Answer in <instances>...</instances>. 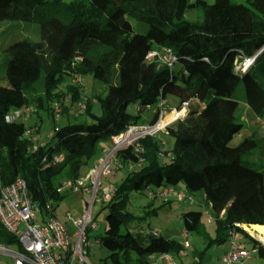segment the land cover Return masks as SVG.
I'll use <instances>...</instances> for the list:
<instances>
[{"label": "trees", "instance_id": "1", "mask_svg": "<svg viewBox=\"0 0 264 264\" xmlns=\"http://www.w3.org/2000/svg\"><path fill=\"white\" fill-rule=\"evenodd\" d=\"M193 9L200 10V16L185 18ZM130 18L146 25V31H135ZM3 21L36 23L39 38L15 40L0 55V79L6 81L0 84L1 185L23 178L39 217H57L55 209L64 197L58 188L92 166L88 161L99 142L137 123L143 107L167 95L178 98L175 108L197 99L202 103L199 109L189 110L164 130L174 142L163 156L158 155L162 143L155 135L140 140L141 151L127 147L117 152L116 171L127 169L105 199L107 228L99 238L107 250L104 264H150L154 254L178 255L189 246L156 231L135 236L129 230L138 219L128 209L130 192L179 182L190 194L203 192L215 224L211 236L201 211L181 215L186 235L195 233L204 243L203 248H193L191 264H204L211 246L228 242L230 249L237 232L252 243L250 250L264 257V245L243 229L244 224L264 227V171L242 160L251 140L229 145L242 128L236 120L238 85L256 114L264 110V0H0ZM164 49L176 57L171 68L158 56H148ZM253 56L246 69L236 68ZM85 74L93 82L84 113L90 111L91 100L101 107L91 123L77 122L70 114L83 92L71 79ZM56 103L60 112L55 120ZM131 103L138 105V114L129 113ZM23 105L53 119L48 140L37 142L21 119L6 120ZM153 114L149 123L158 118ZM62 118L66 121L57 125ZM162 157L167 159L160 161ZM65 169L68 177L56 180ZM236 240L247 249L243 238ZM17 243L0 222V245Z\"/></svg>", "mask_w": 264, "mask_h": 264}, {"label": "rangeland", "instance_id": "2", "mask_svg": "<svg viewBox=\"0 0 264 264\" xmlns=\"http://www.w3.org/2000/svg\"><path fill=\"white\" fill-rule=\"evenodd\" d=\"M208 1L211 2V0ZM184 16L189 20H195L200 16V10H190L186 12ZM130 22L135 31L145 32L147 29L146 25L132 18H130ZM22 38L37 40L39 38L38 24L24 21L1 22L0 55L6 45ZM242 64L243 61L239 62L237 66H242ZM174 67L177 69L178 63H175ZM3 71L4 69L0 67V73H3ZM80 79L81 81L79 84L82 86V97L84 98L90 95L93 79L90 74L82 75ZM0 84L6 85V81L0 79ZM99 87L101 88V86ZM62 89L65 90L64 85L62 86ZM243 93V87L238 85L234 92V95L239 99L238 109L236 111V120L242 124V128L238 134L231 138L229 145L236 146L244 139L251 140L252 143L248 146L245 153H243L242 160L246 165L256 170L264 171V110H262L261 113L256 114L245 103ZM165 99L164 116L166 117V112L169 109L172 112L174 111L173 109L178 104V98L173 95H167ZM91 101L92 104L90 111L85 113H79V111L76 109V103L72 106L70 109V114L73 115L75 121L91 123L94 120V115L97 116L101 114L100 104L95 100ZM66 103L69 104V101L66 100ZM201 105V102L193 99L188 102L187 109H199ZM137 106L138 105L136 103H131L128 106L129 113L132 115L138 114ZM159 107L160 102L158 104H153L150 107H143V110L139 113V117L136 119V121L138 123L150 122L154 116L153 109ZM172 107L173 109H171ZM21 120L24 121L27 130L31 129L32 135L35 137L37 142H44L48 140V134L52 131L54 125V121L49 115L43 112L40 114L30 112ZM65 121L66 119L62 118L56 121V124H63ZM36 127L39 129L38 132L36 131ZM155 136L160 140V143H164V148L166 151H168L173 146L174 139L172 136L168 135L167 132L161 131L155 134ZM110 146V141L99 142L97 144L96 153L89 159L88 165L93 164L97 159H99V157L102 155L103 147L109 150ZM165 159H167V157H162L160 161H165ZM128 168L135 169L137 166L129 165ZM87 169V167H84L82 172L84 173ZM126 169L127 168H121L108 176H102L100 179L98 195L95 198V202H93L91 206L94 226L88 227L85 241L87 256L92 264H104V258L107 255V250L99 243V238L104 234L105 229L107 228L106 214L108 212V209L105 206L106 200H101V196L103 194H108L119 184L121 178L125 176ZM68 173V169H65L62 173L55 176V179H66L68 177ZM167 188L172 190V193L166 198L160 195L150 196L148 194L149 190L154 192H159L162 190L157 189L155 186H150L143 191L130 192L128 199V209L137 215L138 219L129 226V230L135 236H146L156 231L169 238H175L182 242L185 239L188 241L189 246L187 248L182 250L178 255H171L173 256L172 261H166L162 255L154 254L150 257V264H191L193 260V248H203L204 243L200 236L192 232L187 233L186 237H184L185 231L183 230L181 215L188 210L201 211V221L209 234L212 236L214 235L215 224L212 219H209V215L211 214L210 204L204 199V195L201 190L190 194L187 192L182 182ZM62 191H64V197L58 203L55 212L59 216L58 218L65 222L72 239H74L75 226L73 225L72 221L66 217V213H70L73 219H78L85 210L87 203L90 201V194L85 191L72 192L68 191L66 188H63ZM179 192H183L187 196H190L192 199L191 203L186 199L183 203H178L177 194ZM154 210H156L155 213ZM243 229H245L256 240L264 243L263 234L256 231L258 232V236H255L252 235L246 228L243 227ZM122 230L124 229L122 228ZM237 235L240 238H243L247 245L249 257L246 259V264H264V257H259L257 251L250 250V248H252V243H250L248 238L245 237L242 232H237ZM228 244V242H225L222 245L211 246L208 249V257L204 264H227L222 261V256L224 255V250ZM3 246L8 250H16V247L13 245L9 246L7 244H3ZM12 262V257L7 254L0 253V264H12ZM230 264L238 263L232 262Z\"/></svg>", "mask_w": 264, "mask_h": 264}, {"label": "built area", "instance_id": "3", "mask_svg": "<svg viewBox=\"0 0 264 264\" xmlns=\"http://www.w3.org/2000/svg\"><path fill=\"white\" fill-rule=\"evenodd\" d=\"M154 55L158 56L170 68L176 61L175 55L169 49L148 53V56ZM253 59L254 56L246 58L242 66H237L236 68L246 69ZM80 81V76L71 79V82L75 84L80 83ZM187 104L188 102H184L179 108H174L173 113L169 117H165V101L161 100L160 107L153 109V112L158 113L156 121L152 123L137 122L128 124L123 132L111 136L109 140L110 149H103L102 155L95 166L86 175L76 180L66 179L62 183L58 191L66 188L68 191H85L90 194V201L78 219H73L70 213H66V217L75 226L74 239H72L65 222L60 218L52 217L43 220L39 217L38 209L26 194V183L23 178L18 177L7 185L0 184V222L9 233L17 238L18 242L17 246H15L16 250H8L3 245H0V253L12 257V264H92L85 248L86 230L89 226H94L91 206L98 195L101 177L114 173L120 167L116 157L120 149L131 147L136 152L141 151L140 140L146 136H153L164 131L169 125L185 117L189 111ZM86 106V97H82L76 103V109L79 113H83ZM30 112V107L23 105L7 114L6 120L22 119ZM59 112L60 107L56 103L54 104L55 120L59 118ZM50 136L51 133L48 134V137ZM164 151V143L162 142V148L158 155L163 156ZM56 159H60V157H56ZM171 193L172 190L167 187L162 188L159 192L148 191L150 196L160 195L164 198ZM111 195L112 191L108 194H103L101 200L108 199ZM185 199L189 200L190 203L192 201L191 197L183 192L177 194L178 203H183ZM209 219H211L210 215ZM261 234L264 236V233ZM184 237H186V233H184ZM237 237V234H232L230 249L222 256L224 263L246 264V259L249 257L248 251L242 243L237 242ZM183 245L185 247L188 246L186 239ZM162 256L166 261H172V257L169 254H162Z\"/></svg>", "mask_w": 264, "mask_h": 264}, {"label": "bare ground", "instance_id": "4", "mask_svg": "<svg viewBox=\"0 0 264 264\" xmlns=\"http://www.w3.org/2000/svg\"><path fill=\"white\" fill-rule=\"evenodd\" d=\"M244 228H246L252 235L258 236L259 233H263L264 228L262 225L259 224H252V225H243ZM258 231V232H256Z\"/></svg>", "mask_w": 264, "mask_h": 264}, {"label": "crops", "instance_id": "5", "mask_svg": "<svg viewBox=\"0 0 264 264\" xmlns=\"http://www.w3.org/2000/svg\"><path fill=\"white\" fill-rule=\"evenodd\" d=\"M166 100V99H165ZM193 100V99H192ZM194 100H197V99H194ZM171 109H173V107L171 108ZM173 112L169 109L167 112H166V117H169L171 114H172ZM105 147H103L102 148V151H103V149H104ZM98 160V159H97ZM96 160V161H97ZM96 161L92 164V166H90L84 173H83V175H86L89 171H90V169H92L91 167H94L95 166V164H96ZM57 217H59L58 215H57ZM264 228V227H263ZM229 245V244H228ZM227 245V247L225 248V250H224V252L226 251V250H228L229 249V246ZM172 260H173V258H172Z\"/></svg>", "mask_w": 264, "mask_h": 264}]
</instances>
